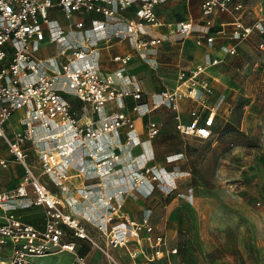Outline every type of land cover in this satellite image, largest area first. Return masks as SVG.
Segmentation results:
<instances>
[{"label": "built area", "instance_id": "2783aa9c", "mask_svg": "<svg viewBox=\"0 0 264 264\" xmlns=\"http://www.w3.org/2000/svg\"><path fill=\"white\" fill-rule=\"evenodd\" d=\"M163 1L0 0V138L24 171L19 186L9 191L0 190V264H37L36 258L62 252L76 255L78 262L85 264V258L77 254L84 242L104 251L114 261L89 234L82 215L74 212L72 202L51 191L41 179L46 175L64 190L63 183L70 175L68 170L77 162L78 174L87 181H96L94 190L87 185L78 191L84 199L95 198L97 208L104 210L102 215L95 216L98 223L94 224L100 233L107 235L108 224L121 220L109 231L108 246L128 248L133 236L137 242L146 239L153 243L155 250L143 259H139L138 250H129L130 257L138 260L137 264H153L178 252L169 247L165 237L152 238L154 229L148 217L137 222L122 213L120 195L125 175L136 189L147 188L150 194L154 183L159 181V186L162 182L161 170L155 164L135 167L118 177L119 187L114 193H107L108 182L122 162L121 154L115 151L119 132L127 128L129 141L140 142L136 118L166 108L174 112L175 127L183 137L209 140L220 116L218 112L224 97L206 106L204 113L192 110L188 121L183 119L180 109L184 99L199 101L201 94L213 93L207 72L222 62L219 56L207 55L203 63L179 70L173 88L152 93H145L134 81L130 89H123L113 76L101 72L100 51L110 46L113 39L129 40L137 49L157 46L164 40L147 38V27L165 24L156 11ZM135 5L138 7L134 17L121 15ZM247 7L244 0H203L201 11L205 21L201 31L207 44L212 45L215 40L208 36L213 24L211 17L215 13L232 14L235 18L231 24V39L235 43L225 48V56H235L238 43L255 31L263 36L258 46L264 51V5L258 4L253 24L243 19ZM51 10L62 13L68 20L67 27L51 17ZM93 14L100 18L92 19L89 29L85 20ZM73 16L79 17L76 22H72ZM195 27L193 20L181 21L177 25L178 35L187 38ZM45 43L57 47L54 58H40L39 50ZM197 44L201 45L202 39ZM130 59L116 56L113 61L126 64ZM128 97L134 101L130 111L126 110ZM73 99L93 114L87 122L81 121ZM108 105L113 108L107 110ZM16 113H20L21 128L10 136L6 125ZM161 129L159 122L149 120L148 139L157 137ZM27 143L36 150L41 174L29 161ZM7 163L0 159L1 166L7 167ZM34 206L43 208L42 226L25 221L20 213ZM79 211L85 215L84 211Z\"/></svg>", "mask_w": 264, "mask_h": 264}, {"label": "rangeland", "instance_id": "374dc122", "mask_svg": "<svg viewBox=\"0 0 264 264\" xmlns=\"http://www.w3.org/2000/svg\"><path fill=\"white\" fill-rule=\"evenodd\" d=\"M201 1L164 0L159 4L157 15L173 25L172 38L157 47H146L138 57L122 66L135 82L141 81L145 91H158L163 82L170 85L179 66H192L200 61H194V53L197 46L205 44L202 41L198 45L199 38L195 37L196 34L205 35L201 31L204 25ZM254 4L256 1L248 4L246 23L253 24L257 18L250 14L254 12ZM58 16L63 24H68L61 12ZM190 17L198 26L184 40L178 35L177 25ZM78 18L73 16L72 22ZM210 29L215 40L212 45L205 46L210 53L223 59L219 65L209 68L207 76L213 93L203 94L202 99L211 106L224 97L216 129L232 122L245 136L239 137L226 151L227 143L221 141L219 134L209 140L186 138L175 127L173 111L151 112L149 118L162 127L152 140L156 153L151 162L161 170L162 182L157 186L159 181H156L148 194L147 188L136 189L134 182L125 175L120 196L122 210L129 214V219L142 222L148 217L154 229L152 238L165 237L169 247L177 249L176 254L156 260L154 264H264V51L258 46L263 36L255 31L238 43L235 56H225V48L235 43L231 30L219 39L220 34ZM216 41L219 47L215 50ZM127 42L132 52H139L129 40ZM182 42L189 46L188 49H182ZM73 102L77 101L73 99ZM191 107L197 108L192 101L184 99L183 105L181 102V112L188 114ZM112 108V105L106 107L107 110ZM75 110L80 117L85 114L93 117L81 105ZM19 118L20 113L13 115L11 135ZM0 142L1 151L7 152L5 141L0 139ZM8 167L0 165L2 169L8 168V178L16 172L17 180H22L24 173L18 163ZM20 213L25 221L43 222L44 213L40 207H29ZM120 221L108 224L107 235ZM82 223L87 231V224L93 226L89 234L114 259L111 261L104 251L84 242L77 254L81 256L82 249L88 251L84 256L85 264H137L138 260L130 257L129 250H138L139 259L155 250L153 243L146 239L137 242L134 236L128 248H112L108 246V236L102 235L95 226L96 222L83 218ZM35 262L80 264L76 255L67 252L36 258Z\"/></svg>", "mask_w": 264, "mask_h": 264}, {"label": "crops", "instance_id": "0c3cea01", "mask_svg": "<svg viewBox=\"0 0 264 264\" xmlns=\"http://www.w3.org/2000/svg\"><path fill=\"white\" fill-rule=\"evenodd\" d=\"M202 1H201V3H202ZM254 1H256V5L254 4L255 7L253 8L254 12L250 13V14H253L256 16L258 14L257 6L259 3H262L264 5V0H244V2L246 3L247 6H248V4H251V2H254ZM189 2H187V3H189ZM158 6L156 7L157 12H158ZM137 7H138V5L132 6V7L128 8L127 10H125L124 12H122L123 14H121V15L124 16V18L130 19V18L134 17L135 12L137 10ZM200 10H201V4H200ZM248 10H249V8L247 7V11ZM51 11H52V12H50L51 17L54 19H57L63 26L67 27L68 24L67 23L63 24L61 22L60 17L58 16L60 14V11H58V10L57 11L51 10ZM201 13H202V11H201ZM245 17H247V14L243 16L244 21L246 20ZM94 18H100V16L94 15V14L89 16L85 20L87 27L90 26V22ZM211 18L213 20V24L211 26V29L214 31V33L221 34L220 32H222V31L227 32L229 30H232L231 24L234 21L235 15L215 13ZM188 19L194 21V19L192 17L186 18L184 20H188ZM184 20H182V21H184ZM204 21H205V17H204ZM163 22L165 23V21H163ZM194 23H195V21H194ZM168 24H171V23H165L163 26H158V27H154V26L147 27V30L149 31L147 38L164 39V40H162L161 43H159L157 45H161L165 41L170 40L172 38V36L170 34L172 28L169 27ZM196 26H198V25L196 24ZM226 32H225V34H226ZM208 36H211L210 31L208 33ZM222 36L223 35H220L219 39L223 38ZM195 37L199 38V39H204L202 41L206 45H209V44H207V42L204 38V37H206L205 35L196 34ZM187 38H184V40ZM205 44L204 45L202 44L201 46H197L195 49L194 61H197V59L200 61H197L192 66H179L178 69L176 70L173 83H171L169 85V84H166V82H163L162 86L160 87V89L158 91H161L162 89H165V88H168V89L173 88L177 84V74H178L179 70L190 69V68L195 67L197 64L203 63L204 60L206 59L207 55L211 54L212 56H216L215 54L210 53L211 50L209 51L207 49V47L205 46ZM215 44H216L215 45V50H216V48H218L219 46L217 44V41L215 42ZM154 46H156V45H154ZM188 47H189L188 45H184V42H182V49L183 50L188 49ZM132 49L133 48H131L129 46L127 40L113 39L110 46L103 47L100 51L101 72L105 75L113 76L115 81L117 83H119L123 89H130L132 87L130 85V83L133 82L134 80L132 79V76L130 75V73L125 70V67H122L124 64L113 61V58L116 56L135 58V57H138L139 53L141 54V51L144 50L145 48L144 49H137L136 48L137 50H139V52H137L135 50L132 52ZM56 53H57V47L54 44H49V43L43 44L39 50V56L42 59L54 58L56 56ZM118 73H120L119 77H118ZM207 75H208V72H207ZM207 78H208V76H207ZM139 82H137V83H139L141 85V87L145 93L158 92V91H150V92L145 91L143 84L141 83V81H139ZM202 95L203 94L200 95L199 101L186 99V100L192 101V103L196 104L197 108L191 107L188 114H186L185 112L183 113V111H182V117L185 121L190 120V112L192 110H196V111H199L200 113H204V111H206V106L210 107V105H207L205 103V100L202 99L203 98ZM132 99L133 98H131V97H128L126 99V106H127L126 110L127 111H130L131 107L134 104V101ZM183 102H184V100L182 101V105H183ZM216 102L213 103V105L216 104ZM76 103H78L80 105V102L77 101ZM168 110L169 109L161 108V109H158L156 111H162V113L163 112L167 113ZM150 114L151 113H149L145 117L136 118V132L140 138V142L138 144H133L129 141L127 128H123L119 132V136H118L117 143H116L117 147H115L116 148L115 151H117L118 153L121 154L122 162H121V165L118 167L119 170L115 171L114 176L108 182L109 189H108L107 193H114L116 191V188L119 187L117 185L118 183L116 184L118 177L121 178L124 174H128L135 167L137 168V167H141L145 164H153L151 162L154 159L156 150H155V148H153L152 140L150 141L148 139V136H147L148 132L146 130V127H147L149 120H154V119L149 118ZM89 118H90V116L85 114L84 117H82L81 121L87 122ZM12 120H13V117L8 121V123L6 125V130L10 136H12L9 133L10 124H11ZM14 128L15 129H13V132L15 130H18L21 128L20 118H19V122L16 121V125L14 126ZM1 145L2 144L0 142V159L1 160L5 159L8 162L7 167L9 166V164H17L18 162L15 161L14 157L9 152L8 146H7V152H4V151L2 152L1 151ZM25 146L27 147V149L29 151V161L32 162V164L35 166L36 172L38 174H41V170H40V167L38 165L37 154H36V150H35L34 146L31 145V143H27ZM141 162H142V164H141ZM18 165H20V164H18ZM8 168H6V169L0 168V186H1L0 190H5V191L13 190L17 186H19V184L23 180V179L19 180V181L17 180L16 172L12 178H10V177L8 178V175H7V172H8L7 169ZM22 170H23V168H22ZM1 171H2V174H1ZM23 173H24V171H23ZM68 173L70 174L69 178L66 181H64V183H63L64 190H62L60 187H57L54 184V182L51 180V178L50 177L48 178L46 175L41 177V179L48 186V188L51 191L56 193L58 196L62 197V199H64L65 201L68 200V201L72 202V205H74V210H75L74 212L77 215H82V217L84 219H86L87 221H90L92 223L98 222V219H97V221L94 220L95 216L97 214L102 215L104 210L102 209V207L100 209L97 208L98 205H96V203L94 202L96 200L95 198L90 199V200L84 199V197L78 191L79 189L84 188L87 185H90V188H92L94 190L95 189L94 183L96 181H94V180L87 181L84 176H81L80 174H78V162L74 163L69 168ZM41 209L43 210V208H41ZM79 210L84 211L85 215L81 214L80 213L81 211H79ZM122 213L126 217H130L129 214L125 210H122ZM33 224L36 226H42L43 222L36 223V224L33 223ZM87 226L89 228L88 231H93V229H92L93 226H91V224H87Z\"/></svg>", "mask_w": 264, "mask_h": 264}, {"label": "trees", "instance_id": "16d2710c", "mask_svg": "<svg viewBox=\"0 0 264 264\" xmlns=\"http://www.w3.org/2000/svg\"><path fill=\"white\" fill-rule=\"evenodd\" d=\"M73 106H74V108H76L79 106V104L74 102ZM217 120H218V118L216 119L215 126L213 128V137H214V135L219 134L221 141H223V143H227L225 150L228 151L236 144L239 137H241V136L243 137L245 135L242 132H240L239 129L236 127V125L233 124L232 122L225 123L223 126L216 129ZM195 185H199V184L195 183ZM28 222H30V221H28ZM30 223H32V222H30ZM87 252L88 251L86 249H82L80 254L82 257H84L87 254Z\"/></svg>", "mask_w": 264, "mask_h": 264}, {"label": "bare ground", "instance_id": "6f19581e", "mask_svg": "<svg viewBox=\"0 0 264 264\" xmlns=\"http://www.w3.org/2000/svg\"><path fill=\"white\" fill-rule=\"evenodd\" d=\"M141 164H142V162H141ZM140 165V164H139ZM172 181V180H171ZM96 223H98V222H96Z\"/></svg>", "mask_w": 264, "mask_h": 264}]
</instances>
